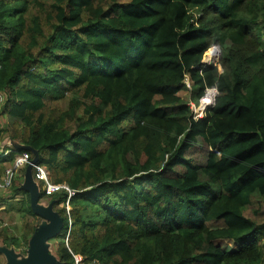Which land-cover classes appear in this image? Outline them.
Here are the masks:
<instances>
[{
  "label": "trees",
  "instance_id": "16d2710c",
  "mask_svg": "<svg viewBox=\"0 0 264 264\" xmlns=\"http://www.w3.org/2000/svg\"><path fill=\"white\" fill-rule=\"evenodd\" d=\"M0 95L75 192L39 193L59 264H264V0H0Z\"/></svg>",
  "mask_w": 264,
  "mask_h": 264
},
{
  "label": "rangeland",
  "instance_id": "374dc122",
  "mask_svg": "<svg viewBox=\"0 0 264 264\" xmlns=\"http://www.w3.org/2000/svg\"><path fill=\"white\" fill-rule=\"evenodd\" d=\"M215 53L218 54V52L213 49ZM217 58V56H216ZM210 60L213 58H209ZM185 83L188 85V81L185 80ZM180 95L187 99V92H181ZM216 95V92L214 93V96ZM4 98V95H1ZM200 101V100H199ZM4 102V100H3ZM67 101L65 102H49L47 103V106L44 111L48 110H55L61 107L66 106ZM213 103V102H212ZM211 103V104H212ZM211 104L206 106L202 110V114L204 110L209 107ZM1 105V104H0ZM195 117H201L195 114ZM20 131H25L24 127L20 125H15L8 127L4 118V115L2 111L0 110V150L2 151H8V153H4V155L0 154L3 158L0 159H6V157L11 156V160L8 162L3 163L2 167H0V177L4 174L6 169H9L13 166V163L15 161V156L20 154L22 152V148L24 145L21 143V140L18 137H13L15 133H20ZM206 148L202 145H196L193 148L189 150L187 155L192 157L193 159L197 160L199 163H202L204 161L203 157L205 154ZM1 152V151H0ZM50 180L53 182V179L51 178V175L49 173ZM13 185H18L20 188H28V190L32 191L35 187L36 182L33 179L32 171L28 170L27 166L20 167L15 174ZM39 185L37 194L38 197L28 191L31 194V197L35 199L33 201V204H31V207L34 209H38L36 212L37 218L32 219H24L21 218L19 212L14 209V207H19L20 203L22 202V196L23 195H17L16 198L8 199L9 196V190L7 191H0V264H26L27 261L31 258H33V254L31 252L30 243L27 245V247H23L21 243V233H29L30 228L34 226L35 232L38 229H44L46 227H51L52 223H50L49 220H47L44 216L41 215V213L48 212V201L45 197H40V194L42 192L41 190V184ZM21 197V198H20ZM6 199L7 201L3 200ZM8 202H10L8 204ZM258 209L259 214H264V202L260 199H254V202L247 208V210L244 212L247 217L254 218V210ZM55 211V209H53ZM44 211V212H42ZM39 218V219H38ZM38 221V224H37ZM34 232V231H33ZM34 233L31 234L30 238H32ZM10 238H14L17 240V242H12L9 240ZM30 241V240H29ZM56 243L57 239L54 237V235L45 237L41 241V246L45 247L48 254L56 260ZM25 249V250H24Z\"/></svg>",
  "mask_w": 264,
  "mask_h": 264
},
{
  "label": "built area",
  "instance_id": "2783aa9c",
  "mask_svg": "<svg viewBox=\"0 0 264 264\" xmlns=\"http://www.w3.org/2000/svg\"><path fill=\"white\" fill-rule=\"evenodd\" d=\"M215 90V89H214ZM215 97V96H214ZM214 101V100H213ZM0 110L3 104V97L0 95ZM192 110L194 108L192 106ZM204 114V112H203ZM202 114V115H203ZM0 154L4 155V153H8V151L0 150ZM15 161L13 166L9 169H6L4 174L0 177V191H7L13 186V180L16 174V171L24 166L31 165V171L33 175V179L36 183L41 184V190L46 196H52L53 194L64 191L66 193V199L62 203V207L65 209L67 214L70 211L69 200L72 196H74L75 192L71 190L65 183H54L50 180L49 172L44 165L39 163H31L30 155L26 151H22L20 154L15 156ZM81 261V257L79 255H74V263L79 264Z\"/></svg>",
  "mask_w": 264,
  "mask_h": 264
},
{
  "label": "water",
  "instance_id": "95a60500",
  "mask_svg": "<svg viewBox=\"0 0 264 264\" xmlns=\"http://www.w3.org/2000/svg\"><path fill=\"white\" fill-rule=\"evenodd\" d=\"M215 92L217 93V91L215 90ZM35 159L31 160V163H35ZM28 170H31V165L27 166ZM34 188L32 191H30L31 193L35 194L38 197V190L36 189V187ZM28 189V188H25ZM33 201H35V199L33 198ZM35 211H38V209H34ZM44 212V211H42ZM42 216H44L47 220L50 221V223H52L51 227H46L44 229H38L36 232H34L32 238L30 239V248H31V252L33 254V258L29 259L27 261L26 264H59L56 260H54L47 252L46 248L41 246V241L45 238V237H49V236H53L55 235L59 228H60V221L57 217L54 216L53 213H51L49 210L48 212L45 213H41Z\"/></svg>",
  "mask_w": 264,
  "mask_h": 264
},
{
  "label": "bare ground",
  "instance_id": "6f19581e",
  "mask_svg": "<svg viewBox=\"0 0 264 264\" xmlns=\"http://www.w3.org/2000/svg\"><path fill=\"white\" fill-rule=\"evenodd\" d=\"M0 158H2V156H0Z\"/></svg>",
  "mask_w": 264,
  "mask_h": 264
}]
</instances>
